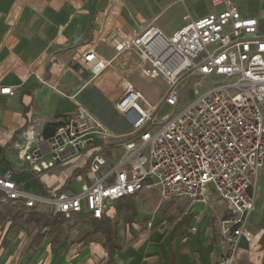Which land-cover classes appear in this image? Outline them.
Returning a JSON list of instances; mask_svg holds the SVG:
<instances>
[{
    "label": "built area",
    "instance_id": "1",
    "mask_svg": "<svg viewBox=\"0 0 264 264\" xmlns=\"http://www.w3.org/2000/svg\"><path fill=\"white\" fill-rule=\"evenodd\" d=\"M212 4L223 9L196 20L187 14L169 35L153 26L133 37L116 30L109 39L116 55L134 52L143 78L164 81L163 97L150 104L125 82L115 102L131 127L124 135L111 136L83 106L49 136L43 134L44 122L32 118L16 136L20 160L39 175L84 156L78 189L34 195L20 189L8 169L0 175L5 200L24 208L49 207L51 216L87 214L100 220L114 203L144 190H155L162 202L185 199L191 206L216 197L226 206L219 224L226 249L216 264H235L239 242L254 238L248 218L264 168V35L258 20L241 15L229 0ZM110 64L89 49L75 72L93 78ZM194 77L191 86L182 87ZM206 83L212 86L203 91ZM183 89L190 102L176 111ZM0 94L11 96L14 87H0ZM163 108L172 114H159ZM108 137L129 138L118 144L119 157L105 147L101 151L99 140Z\"/></svg>",
    "mask_w": 264,
    "mask_h": 264
},
{
    "label": "crops",
    "instance_id": "2",
    "mask_svg": "<svg viewBox=\"0 0 264 264\" xmlns=\"http://www.w3.org/2000/svg\"><path fill=\"white\" fill-rule=\"evenodd\" d=\"M140 1L139 4L138 0H0V87H14L13 95L0 94V175L11 169L17 186L38 196H42L40 183L48 193L62 188L68 192L76 191V177L68 185L65 183L79 168L81 161L78 158L66 162L67 166L64 163L57 164L36 175L27 169L14 148L17 134L32 118H40L45 124L43 134L51 135L59 121L72 116L79 106L84 107L87 97L80 99L84 89L93 80L110 72L117 73L122 82L120 94L108 103L107 109L126 123L127 130L119 131L110 125L107 116H104L107 110H101V107H95L90 112L112 134H127L131 129L130 124L116 110L115 102L125 82H129L128 64L131 65L134 58L137 60L136 65L133 62L135 71L141 77L139 58L132 51L116 55L109 42L110 37L116 30L133 37L149 26L169 35L182 26L183 17L187 14L196 20L223 9V5H213L212 0H165L157 9L145 13L143 6H149L152 0ZM229 1L241 15L257 19L259 6L253 5L252 0H241L246 4L244 8H239L234 0ZM169 12L172 14L164 18ZM258 29L264 35L260 22ZM89 49H93L103 60L111 62L101 74L93 78L89 72L82 75L75 72L81 55ZM86 75L88 77L84 78ZM78 101L81 104L78 105ZM263 173L264 168L257 182V190L260 188L263 192L261 201L257 202L260 205L258 211L253 212V208L248 218V228L254 238L251 242H239L235 264H264V184L261 186L260 181ZM30 187L35 188V191H29ZM171 202L189 206L192 210L177 220L167 233L153 231L147 234L137 243V248H132L128 255L123 256L119 252L116 230L118 247L112 252L107 250L102 241L103 256L91 247H74L66 253L65 249L60 250V245L69 239L71 230L59 244L51 245L50 240L44 237L36 248L30 249L29 244L38 230L37 226L18 223L10 228L8 219L9 225H0V264H216L226 249L219 235V224L226 213L225 204L216 197H212L207 205L192 206L185 199L166 202L160 199V204ZM117 203L112 206L114 210L111 208L108 211L106 218L113 221L115 214L125 213V223L133 225L138 212L133 222L128 224V213H117ZM255 204L256 197L254 207ZM210 206L222 209L217 224L212 225L207 210ZM34 210L47 214L50 212V208L43 205L35 206ZM200 219H205L204 224L200 227V233L196 234L195 226H191L195 223L197 227ZM29 227L34 229L31 234L27 231Z\"/></svg>",
    "mask_w": 264,
    "mask_h": 264
},
{
    "label": "rangeland",
    "instance_id": "3",
    "mask_svg": "<svg viewBox=\"0 0 264 264\" xmlns=\"http://www.w3.org/2000/svg\"><path fill=\"white\" fill-rule=\"evenodd\" d=\"M236 4H238V7H245V2L241 0H234ZM140 4V0H138ZM165 0H152L149 2V6H143L144 12L148 13L151 10L157 9L159 6L163 5ZM251 3V2H250ZM253 5L259 6V13L256 15L257 19L260 22V28L261 32L264 33V0H252ZM240 4V5H239ZM173 12V11H172ZM172 12H169L164 18H167ZM136 59L131 60V65L128 64L129 69V82L134 86V88L142 94V96L150 103L155 104L157 103L164 95L166 86L164 81L161 78H155L153 80H148L140 77L138 73L135 71V65H136ZM133 62L135 65H133ZM132 66V67H131ZM126 67V66H124ZM132 73V74H131ZM131 74V75H130ZM84 78H87L88 75L83 76ZM196 77L192 78L190 82L183 83V86H191L195 81ZM121 77L115 73L110 72L107 75H102L98 77L97 79L93 80L82 92L81 98H86L84 100V107L88 111H92L93 108L101 107V110H107L105 112L104 116H107L109 120V124L114 126L116 129L118 128L119 131H125L126 123L115 114H112L108 111V103L113 101L115 98L118 97L121 90ZM217 82V80H213V83ZM212 84L206 83L203 86V91L210 88ZM181 102L177 108L176 111L180 110L181 108L188 105L190 102V98L188 93L185 89L182 90L181 94ZM81 104V102L78 101V105ZM170 112L172 114V110H168L166 108L160 109L159 114H163L165 112ZM101 124H103L101 121H99ZM121 129V130H120ZM127 130V128H126ZM111 136H114L109 130ZM129 138H121V139H114L113 137H108L104 140L105 143H102L103 140H99V145H101V151H106L107 149L110 151L111 155L115 157H119L122 153V149L118 145L122 141H126ZM103 147L107 149H102ZM85 157L80 156L78 157V160L81 161V166L84 165ZM72 164V163H69ZM68 164L64 166H67ZM262 181L261 186L264 184V173L261 174ZM31 192L35 191V188L30 187ZM261 192L262 190L258 188L257 194H256V204L254 207V211H258L259 205L257 204L258 200L261 201ZM263 193V192H262ZM134 204L136 205L138 216L137 219H135V223L131 226H128L125 223L126 214L121 213L120 215L114 216V220L116 221L115 224V230L117 234L118 239V245L120 246L119 252L123 255H128L129 251H132V248L138 247V242L143 237H146L147 234L153 233H161L165 234L167 233L171 227L174 225V223L179 220L181 217H184L186 213H189V211L192 210L189 206L186 205H176L174 202L171 203H161L160 204V198L158 194L154 191H142L140 192L135 198H134ZM21 204L17 202H10L5 200L3 196L0 195V214H1V227H4L6 225H9L8 219L11 218L12 214L21 208ZM114 210V207H112ZM208 213L211 217V222L213 224H217L218 218L222 213V209H218L216 207H207ZM114 213V211L112 212ZM205 219H200V223H198L197 227L195 223L191 226H195L196 230L195 233H200V227L204 224ZM215 220V222H214ZM214 222V223H213ZM70 226L71 231L69 234V239L64 242L62 245H60V250H64L65 252H69L70 249L74 247H91L95 248V252H98L100 256H103V246H102V239L99 236H92L89 237L86 233L90 228L89 222H81V221H73L70 220ZM119 224V225H118ZM152 224V225H151ZM151 225V227H150ZM121 226V227H120ZM34 229L32 227L27 228V231L29 234L33 232ZM163 236V235H161ZM101 249V250H100ZM119 260V259H118Z\"/></svg>",
    "mask_w": 264,
    "mask_h": 264
},
{
    "label": "trees",
    "instance_id": "4",
    "mask_svg": "<svg viewBox=\"0 0 264 264\" xmlns=\"http://www.w3.org/2000/svg\"><path fill=\"white\" fill-rule=\"evenodd\" d=\"M57 125V124H56ZM56 127V126H55ZM80 172L79 169H76L73 172V175L69 180L66 181L65 185H68L70 181L77 176ZM42 196L49 195L46 192L43 184L40 183ZM64 191V188H62ZM0 195L4 197V194L0 192ZM134 197H128L118 201L115 205L117 213L121 211H125L128 213L127 222L131 224L133 222L134 217L137 214L136 206L133 202ZM21 209L14 212L11 216L10 220V228L15 227L18 223H22L25 225L35 224L38 228L34 237L29 244V248H36L42 241L44 237H47L50 240L51 245H56L61 243L64 239L68 237V233L71 230L70 220L73 221H81V222H89L90 228L87 231V235L89 237L99 236L101 237L104 246L107 248L109 252H112L115 248H117L116 239H115V222L109 218H102L100 220L92 219L87 214H73L69 217H65L61 214H56L51 216L50 214L44 212H38L34 210V208H24L21 204ZM183 220H186L183 219ZM45 232H41V230L45 229ZM177 228V227H176ZM175 228V229H176Z\"/></svg>",
    "mask_w": 264,
    "mask_h": 264
}]
</instances>
